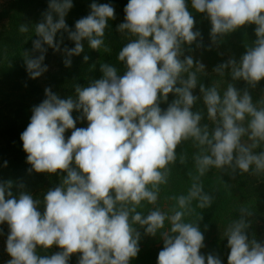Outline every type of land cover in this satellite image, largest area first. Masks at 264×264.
Segmentation results:
<instances>
[{"label": "clouds", "instance_id": "1", "mask_svg": "<svg viewBox=\"0 0 264 264\" xmlns=\"http://www.w3.org/2000/svg\"><path fill=\"white\" fill-rule=\"evenodd\" d=\"M73 6V0H49L42 20L34 25L33 54H23L31 79L48 70L45 54L48 48L61 50L64 33L75 45L63 48L66 67L71 66L72 56L83 52L85 39L92 49L104 44L108 22L115 19L114 6L91 3L90 13L75 22L74 30L65 19ZM191 6L207 14L213 41L217 35L255 24L257 39L240 63L229 60L216 71L223 73L231 66L234 80L252 86L264 79V0H191ZM124 12L117 31L134 38L118 53L123 74L111 64H102L103 77L87 87L77 85L76 99H61L46 88V98L32 108L30 123L20 136L27 162L37 173L66 175L43 201L25 192L16 198L11 181L0 183V225L9 226L6 252L11 257L5 264H69L74 253H81L78 264H130L140 251V233L133 225L155 236L166 219L171 227L161 233L164 246L157 264H222L218 256L200 253L204 235L198 225L182 221L183 212L168 217L154 210L142 216L136 209L142 201L156 202L158 185L166 182L162 170L175 160L177 145L190 137L209 147L210 154L196 157L200 175L211 166L232 165L234 159L242 172L252 165L257 172L264 170V152L253 154L241 143L246 132L254 141L252 147L264 141V108L258 110L248 91L241 95L231 84L223 98L215 87L201 85L208 117L220 118L210 138L207 126L200 127L201 114L191 111L197 99L191 91L197 85L196 74L189 72L194 60L179 58L181 45H191L201 36L193 30L195 21L186 0H128ZM19 30L25 33L29 28L21 24ZM186 72L188 78L183 79ZM170 93L176 99L162 109L160 104ZM73 111L80 113L75 119ZM246 115L251 117L247 129L241 124ZM84 119L87 127H76L77 120ZM67 130L72 131L66 139ZM201 192L194 183L187 197L178 198L180 207L197 198L198 207L210 205L211 198ZM41 203L43 213L38 210ZM249 226L240 219L226 229L228 264H264V243L249 241ZM53 245L61 251L37 254L38 248L46 251Z\"/></svg>", "mask_w": 264, "mask_h": 264}, {"label": "rangeland", "instance_id": "2", "mask_svg": "<svg viewBox=\"0 0 264 264\" xmlns=\"http://www.w3.org/2000/svg\"><path fill=\"white\" fill-rule=\"evenodd\" d=\"M103 0H73V8L68 12L66 18L78 15L80 11L96 2L102 4ZM28 0H0V35L9 32L17 23L16 15L22 12L26 7ZM188 10L193 16L195 25L194 31H199L201 36L197 38L191 45L185 43L181 46V54L179 58L184 60L191 56L194 60L193 66L189 72H195L197 85L192 89V94L197 97L196 100H203V93L200 91V86L205 89L215 87L221 98L227 87L233 85L241 95L244 91H248L253 105L259 110L264 108V79L259 81L255 86L249 85L243 79L234 80L231 75V66L225 68L223 73L217 72L216 68L221 64L227 63L229 60H235L237 65L240 63L241 57L246 53L249 47L254 46L255 40L252 39L254 34L255 24H246L240 28L226 34L217 35L215 41L211 39V22L206 13H199L191 6V0H186ZM44 12V11H43ZM42 12V13H43ZM42 13L36 14L32 18L30 33L21 49H16L8 52V61L17 62L24 59V52H31L32 41L36 39L34 34V25L42 20ZM65 18V19H66ZM118 25L124 22V10L118 11ZM256 26V25H255ZM128 35L127 32L122 33ZM57 40H60L56 38ZM69 43L63 39L61 50L55 51L48 48L45 54L44 63L48 65V70L36 79H31L29 75H7L0 73V183L10 181L11 168L17 163L18 158L23 153V142L20 139L21 133L27 128L32 115V108L39 105L45 98V89L51 88L53 93H57L59 87L72 82L74 73L79 69L83 60V52L79 55L72 56L71 66L66 67L64 64L65 53L63 48L67 46L72 48L75 45L73 41ZM107 49V50H105ZM95 50L93 63L91 67L92 75L89 79L77 80L78 84L72 86L71 95L76 96V86L87 87L90 82L103 77L101 71L102 64H113L111 61V49L104 36V44L99 49ZM204 67L200 69L199 65ZM183 79L188 78V74L181 75ZM83 83V84H82ZM177 86H181L178 85ZM75 93V94H74ZM75 119L80 113L73 111ZM220 121V118L218 116ZM251 117H245L241 122L242 126L247 129ZM87 120H77L76 127H87ZM72 130H67L65 138L71 135ZM250 131V130H249ZM241 143L249 147L253 154L264 152V141H256V147H252L254 141L249 139V132H246L241 138ZM210 154L207 145H200L197 142L189 146L184 144L177 145L175 149V160L170 162L165 170L166 182L158 185L157 200L154 204H149L147 201H142L140 206H137L136 211L142 216H147L151 211L159 210L171 217L177 211L184 213L182 221L185 223H193L199 226L200 231L204 235V247L200 249V253L207 257L212 254L218 256L222 264H226L230 248L227 247L226 229L233 222L240 220L243 217L240 209H247L251 212L250 219L256 221L252 229H256V225H260V217L264 212V199L246 198L238 195L234 190V185L226 166L216 168L211 166L208 170L200 175L196 163L197 156ZM27 158V157H26ZM5 162L7 165L5 166ZM33 177L23 183V187L18 184H12L11 192L16 198L21 192L31 194L34 199L43 201V197L50 189L59 186L63 176L66 173L57 172L37 173L32 169ZM199 184L202 188L201 195H207L211 198V203L207 207H198L199 199H192L190 203L181 208L178 203V198L181 196L187 197L193 184ZM151 189V185H149ZM155 190V189H153ZM6 194V199H7ZM41 213L44 211V205L41 203L38 208ZM133 227L140 233L139 248L140 251L136 258L130 260V264H157L158 253L163 249V240L161 233L170 230V220L165 221L163 229L158 230L155 236L145 234V229L139 224H134ZM258 241L264 243V225L261 224ZM3 230V235H0V264L11 257L6 252V239L9 233V226L5 222L0 225ZM250 230L246 229V234ZM252 234V233H251ZM251 240L253 237L250 238ZM250 240V241H251ZM61 249L53 245L48 250L41 248L37 249V254L52 255ZM81 253L71 255L69 264H78ZM207 264V261H206Z\"/></svg>", "mask_w": 264, "mask_h": 264}, {"label": "trees", "instance_id": "3", "mask_svg": "<svg viewBox=\"0 0 264 264\" xmlns=\"http://www.w3.org/2000/svg\"><path fill=\"white\" fill-rule=\"evenodd\" d=\"M103 3H109L112 6H114L115 9V19L109 20L108 27L105 30V37L106 41L111 49L110 57L111 61L115 65V67L118 69L119 74H123L124 67L123 62H120L117 57L118 53L121 50L123 46H125L132 37L130 34L124 35L121 32L117 31V12L124 10L125 6L128 3V0H103ZM49 0H28V3L24 9H22V12L18 15H16V18H18L16 25H14V28L10 30L7 33L0 35V73L1 74H7V75H28L26 71V67L23 60H18L17 62H9L8 61V52H12L16 49H21V47L24 46L26 39L29 36L30 28L32 24V18L39 13H42L43 11H46L48 8ZM91 9L90 6L83 9L78 13V15L74 17L66 18L67 25L74 30L75 22L79 20L80 18H83L87 16L90 13ZM26 24L29 28L28 32L21 33L20 32V25ZM255 25L254 28L255 29ZM255 32V31H254ZM58 39H60V34H57ZM63 39H66L69 43H71L67 38V33L63 34ZM252 39L256 40L257 37L254 34H252ZM83 47H84V53L83 57L87 56L88 60L85 62L84 58L81 62V65L79 69L74 73L72 82L67 85H62L59 87V90L57 91V95L61 99H68L69 97L76 99L77 95H71L72 92V86L78 84L77 80H83V83H85L86 79H89V77L92 75V63H93V56L95 53V50H92L90 47L88 41L85 39L82 41ZM74 44V43H73ZM183 46V44L181 45ZM30 54H33L30 52ZM183 61V60H181ZM188 74L182 73L181 75ZM82 83V84H83ZM81 86V85H80ZM75 94V93H74ZM176 99V96L172 93L169 94L167 102H161L160 106L162 109H166L168 105ZM191 111L193 113L199 112L202 116V119L200 121V127L203 129L204 126H207L209 137L211 138L215 128L219 126V119L217 116V119L215 121L211 120L208 117L207 113V106L204 103V101L196 100L193 104ZM193 142L199 143L194 138H189L187 140L181 141V144H184L185 146H189L193 144ZM236 153H234V156ZM27 153H23L20 155V157L17 160V163L11 168V178L10 181L12 184H18L22 185L26 182L29 178L31 179L33 177L32 172V166L27 162ZM226 169L229 172L231 181L234 185V190L236 193L242 197L246 198H260L264 199V170H261L259 172L256 171L255 165H252L248 172H242L238 167L235 166V159L233 160L232 165H225ZM130 207V205L128 206ZM240 212L244 213L243 217L241 216V219H244L250 226L247 228V230H250V233L248 234L249 241L250 238L253 237L256 241H258V235L261 224L264 225V212H262V216L260 217V225H256V229H252L256 221L254 219H250L251 212H248L247 209H240ZM252 233V234H251ZM252 239V240H253ZM228 264V260L226 262Z\"/></svg>", "mask_w": 264, "mask_h": 264}]
</instances>
